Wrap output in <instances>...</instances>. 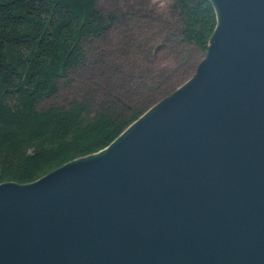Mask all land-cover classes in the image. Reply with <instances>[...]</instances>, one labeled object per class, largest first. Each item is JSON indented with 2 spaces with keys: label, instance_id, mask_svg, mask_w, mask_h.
Listing matches in <instances>:
<instances>
[{
  "label": "water",
  "instance_id": "water-1",
  "mask_svg": "<svg viewBox=\"0 0 264 264\" xmlns=\"http://www.w3.org/2000/svg\"><path fill=\"white\" fill-rule=\"evenodd\" d=\"M192 75L101 150L0 183V264H264V0H207Z\"/></svg>",
  "mask_w": 264,
  "mask_h": 264
},
{
  "label": "trees",
  "instance_id": "trees-1",
  "mask_svg": "<svg viewBox=\"0 0 264 264\" xmlns=\"http://www.w3.org/2000/svg\"><path fill=\"white\" fill-rule=\"evenodd\" d=\"M98 1L0 0V183L32 182L107 146L179 86L173 70L153 67L155 53L187 65L215 24L207 0H173L156 14L103 12ZM83 77L76 100L42 106Z\"/></svg>",
  "mask_w": 264,
  "mask_h": 264
},
{
  "label": "rangeland",
  "instance_id": "rangeland-1",
  "mask_svg": "<svg viewBox=\"0 0 264 264\" xmlns=\"http://www.w3.org/2000/svg\"><path fill=\"white\" fill-rule=\"evenodd\" d=\"M173 0H99L98 1V8L103 12H111V13H123L128 9L131 10H141V11H150L154 12H164L167 10V7L172 4ZM112 39L118 37L116 32H112L110 35ZM190 62L184 66H182L181 59L178 60L179 56L178 53L169 50L163 49L159 50L154 55V64L153 67L155 69H168L174 71V77L178 78V85L183 83L186 79H188L196 65H194L193 70L191 72V68L193 64L199 62V60L203 57V54L199 53L196 50H191L190 52ZM175 60H177V64H174ZM174 65V66H173ZM179 78V75H183ZM84 77L79 80L77 78L75 82L69 83L67 85L58 84L56 93L48 100L42 103V106L48 105H58L64 106L68 103L76 100L82 94L85 93V84ZM89 88V87H88ZM93 87L91 91H93ZM96 96V95H95Z\"/></svg>",
  "mask_w": 264,
  "mask_h": 264
}]
</instances>
